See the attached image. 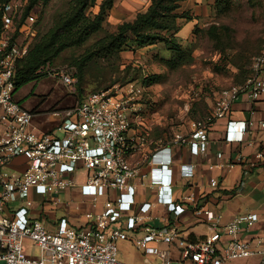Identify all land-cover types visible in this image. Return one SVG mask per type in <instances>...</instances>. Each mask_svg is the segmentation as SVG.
I'll return each instance as SVG.
<instances>
[{"label": "built area", "instance_id": "built-area-1", "mask_svg": "<svg viewBox=\"0 0 264 264\" xmlns=\"http://www.w3.org/2000/svg\"><path fill=\"white\" fill-rule=\"evenodd\" d=\"M26 3L10 0L0 7V260L5 264H132L120 258L122 241L155 256L157 262L147 258L145 264H226L254 256L264 264V235L254 240L241 236L264 221L257 212L219 224L220 215L207 211L209 219L217 220L211 233L202 240L183 235L177 219L186 205L173 196L171 153L176 144L188 146L194 155L206 153L212 126L228 116L234 102L243 95L258 98L264 93V42L246 79L223 89L204 117L167 142L150 137L143 122L146 106L138 98L143 89L134 83L91 91L73 107L52 110L48 118L54 124L39 130L34 125L36 112L16 97L17 64L27 55L36 31L33 11L17 28L16 18ZM57 75L65 85L75 87L73 73L61 70ZM138 121L140 127L135 128ZM254 124L253 120L228 121L226 139L245 141ZM151 143L156 145L145 163H133L131 157ZM144 164L148 169H143ZM137 180L157 187L155 203L137 201ZM212 185H217L216 179ZM73 189L92 199L90 210L81 214L86 220L82 225L47 214L50 201L59 205L60 194ZM100 197H104L102 204ZM71 203L68 199L65 205ZM157 204L165 205L174 220L161 226L150 223V212ZM35 247L40 248V256L32 255Z\"/></svg>", "mask_w": 264, "mask_h": 264}, {"label": "rangeland", "instance_id": "rangeland-1", "mask_svg": "<svg viewBox=\"0 0 264 264\" xmlns=\"http://www.w3.org/2000/svg\"><path fill=\"white\" fill-rule=\"evenodd\" d=\"M102 1L95 0L87 13L93 15L98 12ZM226 1L228 4L224 0H207L198 14L193 13V19L183 21L177 38L188 48L190 55L178 66L171 67L167 63L172 52L163 42L138 49L128 47L121 53V64L111 66L103 59L98 64L92 63L85 78L70 88L57 72L73 73L75 59L92 48L107 32H114L122 21L133 18L135 9L131 7L136 0H115L102 30L94 33L83 45L63 50L50 61L45 76L23 85L16 94L26 107L39 112L34 119L46 128L54 124L48 118L52 110L73 107L91 91L134 83L143 89L138 98L146 106L143 122L150 131V137L167 142L178 133H186L193 120L209 111L223 89L247 76L254 56L263 46L264 0ZM70 2L51 0L47 4L36 3L37 22L32 26L36 31L30 39V48L54 25L55 19L70 8ZM147 76L158 78L146 85L143 80ZM60 198L62 202L59 205L55 206L52 201L46 205L50 217L59 219L66 216L77 221L82 212L90 208L88 202L76 200L72 193L64 192ZM69 198L72 203L66 206ZM40 254V248L32 250V255ZM120 258L132 264H145L147 258L157 262L154 255L144 254L129 242L122 241Z\"/></svg>", "mask_w": 264, "mask_h": 264}, {"label": "crops", "instance_id": "crops-1", "mask_svg": "<svg viewBox=\"0 0 264 264\" xmlns=\"http://www.w3.org/2000/svg\"><path fill=\"white\" fill-rule=\"evenodd\" d=\"M206 1L183 0L180 11L190 10L198 14L199 8ZM150 2L151 0H136L134 7H131L132 10L135 9V14L129 20H133L138 12L146 10ZM246 77V75L241 77L238 83L243 82ZM16 97L20 101L17 94ZM36 113L39 112L36 111ZM230 120L254 121L255 124L247 133L245 141L231 142L226 139V126ZM261 122H264V93L258 98L243 95L234 102L228 116L217 120L212 126L210 144L206 153L194 155L186 145L172 146L173 196L177 201L186 205V211L177 219L185 237L202 240L211 233L210 227L217 220L209 219L207 211L220 215L219 224H225L234 217L252 212L259 213L261 218L264 217V127L261 126ZM139 123L141 121L134 123L133 126L139 128ZM34 125L39 130L51 128V126L42 128L36 119H34ZM134 131L135 129H132V132ZM152 140L155 141V139ZM155 145L151 143L143 146L131 157V161L135 164L145 163L146 156L152 153ZM259 152L263 153V157L258 156ZM143 169H148V167L144 164ZM212 179L217 180L216 186L212 185ZM137 184V201L155 203L157 187L151 186L148 181L142 183L137 180ZM68 193H72L76 200L82 202L90 204L92 200L82 196L77 189L70 190ZM98 200L102 204L104 197ZM150 214L152 218L149 222L157 226L174 220L170 217L165 205L157 204ZM81 216L77 221L72 217L69 219L73 224L82 225L86 220L83 215ZM262 235H264L263 220L256 222L249 231L241 234L244 239L249 240ZM259 260L260 256H254L229 261L226 264H258Z\"/></svg>", "mask_w": 264, "mask_h": 264}, {"label": "trees", "instance_id": "trees-1", "mask_svg": "<svg viewBox=\"0 0 264 264\" xmlns=\"http://www.w3.org/2000/svg\"><path fill=\"white\" fill-rule=\"evenodd\" d=\"M1 1L0 7H3L10 0ZM50 1L27 0L21 16L16 18L17 28L19 29L25 23V19L32 11L34 12L37 2L47 4ZM182 1L151 0L146 10L138 12L133 20L123 21L118 24L114 32H107L96 41L92 48L74 60L73 65L76 69L73 74L77 78L76 83L85 78L92 63L98 64L101 59L107 61L111 66H115L116 63L121 64L119 63L121 53L128 47L138 49L163 42L172 52V57L167 60V63L171 67L178 66L189 57L190 52L178 40L177 33L183 25V21L193 19V13L190 10L180 11ZM219 1L217 0V2ZM114 2L115 0H103L99 5L98 12L91 15L87 11L90 6L96 3L95 0H71L70 8L55 19L54 25L31 48L29 47L27 55L18 62L16 91L23 85L45 76L50 61L52 62V59L58 57L63 50L71 46L83 45L94 33L102 30ZM224 2L228 1L224 0ZM36 22L37 20L34 25ZM157 78L156 76H147L143 82L150 85L156 82ZM41 104L42 102L37 106Z\"/></svg>", "mask_w": 264, "mask_h": 264}, {"label": "water", "instance_id": "water-1", "mask_svg": "<svg viewBox=\"0 0 264 264\" xmlns=\"http://www.w3.org/2000/svg\"><path fill=\"white\" fill-rule=\"evenodd\" d=\"M0 264H5V260H0Z\"/></svg>", "mask_w": 264, "mask_h": 264}]
</instances>
